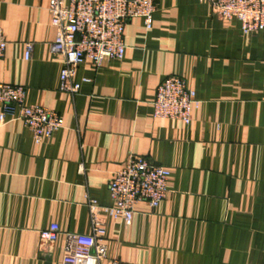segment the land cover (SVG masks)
I'll return each instance as SVG.
<instances>
[{"label": "crops", "instance_id": "0c3cea01", "mask_svg": "<svg viewBox=\"0 0 264 264\" xmlns=\"http://www.w3.org/2000/svg\"><path fill=\"white\" fill-rule=\"evenodd\" d=\"M6 38L0 82L26 89L63 126L36 143L17 117L0 121V264H60L70 233L89 234L85 195L110 203L112 173L130 154L170 170L158 206L135 205L130 225L106 221L107 257L143 264H264V33L198 0H156L150 28L126 22L124 57L58 88L48 0H0ZM32 43L29 59L25 43ZM183 77L200 100L188 124L154 118L156 86ZM58 225L53 242L38 232Z\"/></svg>", "mask_w": 264, "mask_h": 264}, {"label": "built area", "instance_id": "2783aa9c", "mask_svg": "<svg viewBox=\"0 0 264 264\" xmlns=\"http://www.w3.org/2000/svg\"><path fill=\"white\" fill-rule=\"evenodd\" d=\"M209 4L220 19H236L244 34L264 33V0H198ZM156 0H48L50 23L55 29L52 51L62 59L58 88L70 94L79 92L83 77L74 80L77 68L85 62L102 66L107 59H122L125 53L124 26L132 18H141L150 28ZM6 38L0 27V58ZM32 43H25L24 58L29 59ZM26 89L21 85L0 82V121L17 116L29 129L36 143L49 138L63 126V119L47 107L27 104ZM200 105L193 88L179 75H168L156 86L151 102L154 118L179 119L188 124ZM170 170L152 163L143 155L130 153L112 173L107 191L110 203L102 205L85 195L90 233H70V243L60 264H143L108 258L104 237L106 221L120 219L130 225L135 205L147 203L155 208L168 194ZM58 225L50 224L38 232L40 240L53 242Z\"/></svg>", "mask_w": 264, "mask_h": 264}]
</instances>
